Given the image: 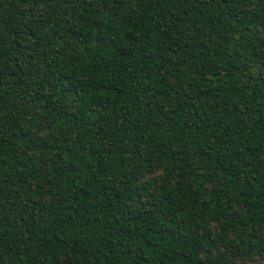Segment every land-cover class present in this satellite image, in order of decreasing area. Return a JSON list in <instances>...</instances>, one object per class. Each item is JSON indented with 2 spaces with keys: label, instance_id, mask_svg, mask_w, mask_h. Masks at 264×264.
<instances>
[{
  "label": "trees",
  "instance_id": "obj_1",
  "mask_svg": "<svg viewBox=\"0 0 264 264\" xmlns=\"http://www.w3.org/2000/svg\"><path fill=\"white\" fill-rule=\"evenodd\" d=\"M264 264V0H0V264Z\"/></svg>",
  "mask_w": 264,
  "mask_h": 264
},
{
  "label": "rangeland",
  "instance_id": "obj_2",
  "mask_svg": "<svg viewBox=\"0 0 264 264\" xmlns=\"http://www.w3.org/2000/svg\"><path fill=\"white\" fill-rule=\"evenodd\" d=\"M248 264H263L260 258H252L247 261Z\"/></svg>",
  "mask_w": 264,
  "mask_h": 264
}]
</instances>
